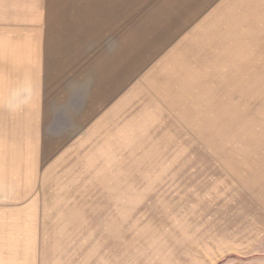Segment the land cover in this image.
I'll list each match as a JSON object with an SVG mask.
<instances>
[{"label":"rangeland","instance_id":"obj_1","mask_svg":"<svg viewBox=\"0 0 264 264\" xmlns=\"http://www.w3.org/2000/svg\"><path fill=\"white\" fill-rule=\"evenodd\" d=\"M0 114V264H264V0H0Z\"/></svg>","mask_w":264,"mask_h":264},{"label":"crops","instance_id":"obj_2","mask_svg":"<svg viewBox=\"0 0 264 264\" xmlns=\"http://www.w3.org/2000/svg\"><path fill=\"white\" fill-rule=\"evenodd\" d=\"M12 32H14V31H12ZM29 42H31V41H28V43ZM19 43H20V41L16 42V40H14V39L7 40L4 43H2V41H1V51H2L1 52V58H2V60H5L7 62L8 61L12 62V58H14L11 55L12 51L15 50L16 47L18 48L19 46H20L19 48H21V49L24 48L23 44L22 43L19 44ZM29 46H30V44H29ZM1 79H5V78H1ZM1 85H3V84H1ZM22 120H21V118L19 119L18 117H14L12 119L1 118V114H0V159H1V165L3 164L2 161L6 159L5 155L8 153L9 149L11 148L9 145V141L15 140V143H18V141L22 137V136L20 138L18 137L19 135H21V133L26 134L27 139L29 141H31V138H33L35 129L32 128L34 126V124L32 123L31 119L29 117H25ZM26 125H27V127H26ZM11 138H13V139H11ZM7 145H9V146H7ZM15 149L19 150V148H14V150Z\"/></svg>","mask_w":264,"mask_h":264}]
</instances>
